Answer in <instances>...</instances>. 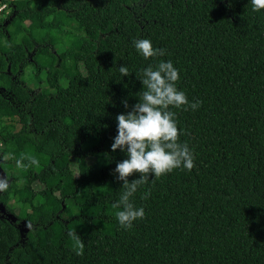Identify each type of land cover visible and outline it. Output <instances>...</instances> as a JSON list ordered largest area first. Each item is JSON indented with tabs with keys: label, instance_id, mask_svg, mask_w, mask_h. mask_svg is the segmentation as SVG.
Masks as SVG:
<instances>
[{
	"label": "trees",
	"instance_id": "16d2710c",
	"mask_svg": "<svg viewBox=\"0 0 264 264\" xmlns=\"http://www.w3.org/2000/svg\"><path fill=\"white\" fill-rule=\"evenodd\" d=\"M0 1L28 6L23 27L39 45L31 90L12 78L14 65L8 74L14 45L0 32L9 185L0 191V264H264V9L250 0ZM136 38L166 55L145 59ZM161 59L178 69L188 101L200 102L170 106L193 167L140 186L130 199L145 215L124 230L112 206L123 186L111 170L125 158L110 149L115 116L144 90L141 69ZM21 158L27 167H16Z\"/></svg>",
	"mask_w": 264,
	"mask_h": 264
},
{
	"label": "clouds",
	"instance_id": "9594fccd",
	"mask_svg": "<svg viewBox=\"0 0 264 264\" xmlns=\"http://www.w3.org/2000/svg\"><path fill=\"white\" fill-rule=\"evenodd\" d=\"M252 11L264 9V0H250ZM133 48L145 59L164 56L166 50L154 48L148 38H136ZM121 76H126L129 69L119 66ZM142 75L137 76L144 90L130 107L126 99L121 103L127 111L115 116V135L111 138L110 149L125 153V158L117 161L111 170L115 180L121 181L123 191L112 206L117 208L115 218L119 227L124 230L133 226V221L142 219L144 208L137 206L130 199L153 178L171 172L173 169L190 170L193 167L194 156L187 143L178 140L179 131L175 112L171 108L187 106L195 109L199 101H188L184 91L177 88L179 80L178 69L170 59L159 60L154 66L148 65L141 69ZM171 106V108H170ZM32 165L38 163L35 157H30ZM17 168H25L28 164L16 159ZM133 172L137 178L129 181L127 178ZM151 176V179H149ZM7 178L0 177V191L8 188ZM147 189L141 194V199L147 198Z\"/></svg>",
	"mask_w": 264,
	"mask_h": 264
},
{
	"label": "flooded vegetation",
	"instance_id": "af4514ba",
	"mask_svg": "<svg viewBox=\"0 0 264 264\" xmlns=\"http://www.w3.org/2000/svg\"><path fill=\"white\" fill-rule=\"evenodd\" d=\"M25 1L26 0H24V2ZM27 7L28 6L19 8L21 10V12H19L16 4L5 3V6L3 7L2 16H0V32H2L7 38V40L10 42L7 44L8 48H11L10 44L12 43V41L14 45L13 50L15 51V55L13 56V58L8 59L7 57H5L8 60L6 66L8 74H11L12 72V78H19L20 84H22L20 78L21 76H23V78H25L26 84L31 88V90H36L38 86L34 85L33 81L35 82L34 76L39 72L36 59L39 45L36 38L34 37L35 35L33 36L30 31L24 30L23 27L28 26L31 23L30 17L23 15L24 11L27 10ZM16 12H18L17 15L19 16L21 23L18 24L17 29L15 31L14 23H12L11 21L13 20V17ZM22 15L24 16V18H22ZM36 32L35 34H37ZM50 50L55 55H57L59 48L58 46H53L50 48ZM12 66L14 68L13 71L10 70ZM35 84L37 83L35 82ZM1 90L3 91L2 87Z\"/></svg>",
	"mask_w": 264,
	"mask_h": 264
},
{
	"label": "water",
	"instance_id": "95a60500",
	"mask_svg": "<svg viewBox=\"0 0 264 264\" xmlns=\"http://www.w3.org/2000/svg\"><path fill=\"white\" fill-rule=\"evenodd\" d=\"M0 177L5 178L4 172L1 170V168H0ZM0 211L5 212V208H4V206H3L1 203H0ZM5 214L7 215V218H8V219L15 220L14 215L11 214L10 212H6ZM22 224L24 225V224H25V221H22ZM19 227H20V226H19ZM19 229H20V228H19ZM21 230H22V229H20V232H21ZM23 230H27V227L24 226V229H23ZM23 230H22V231H23Z\"/></svg>",
	"mask_w": 264,
	"mask_h": 264
},
{
	"label": "rangeland",
	"instance_id": "374dc122",
	"mask_svg": "<svg viewBox=\"0 0 264 264\" xmlns=\"http://www.w3.org/2000/svg\"><path fill=\"white\" fill-rule=\"evenodd\" d=\"M2 13H3V9H2V11H1V13H0V16H2ZM72 166L75 168V166H76V160L75 159H73V161H72ZM60 259H63V256L61 255L60 256Z\"/></svg>",
	"mask_w": 264,
	"mask_h": 264
},
{
	"label": "built area",
	"instance_id": "2783aa9c",
	"mask_svg": "<svg viewBox=\"0 0 264 264\" xmlns=\"http://www.w3.org/2000/svg\"><path fill=\"white\" fill-rule=\"evenodd\" d=\"M4 6H5V3L2 2V1H0V13H1V11H2V9H3ZM1 144H2V142L0 140V146H1Z\"/></svg>",
	"mask_w": 264,
	"mask_h": 264
}]
</instances>
